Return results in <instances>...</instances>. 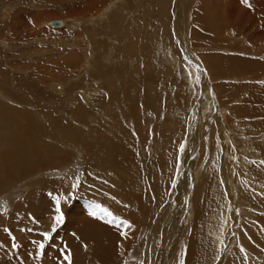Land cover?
Listing matches in <instances>:
<instances>
[{"label": "rangeland", "instance_id": "1", "mask_svg": "<svg viewBox=\"0 0 264 264\" xmlns=\"http://www.w3.org/2000/svg\"><path fill=\"white\" fill-rule=\"evenodd\" d=\"M229 1L0 0V264H43L47 247L50 264H58L61 243L49 227L59 229L65 201L84 214L108 206L115 173L121 197L114 206L130 195L146 205L118 264H155L165 228L177 230L181 220L182 241L168 264H187L196 234L206 242L200 263L264 264V0L233 1L245 14L227 24ZM58 21L66 26L51 25ZM196 126L200 138L190 141ZM119 162L134 167L123 172ZM225 190L234 198L218 209L215 195ZM44 200L53 210L40 220L34 208ZM31 227L44 241L29 242Z\"/></svg>", "mask_w": 264, "mask_h": 264}, {"label": "bare ground", "instance_id": "2", "mask_svg": "<svg viewBox=\"0 0 264 264\" xmlns=\"http://www.w3.org/2000/svg\"><path fill=\"white\" fill-rule=\"evenodd\" d=\"M232 2H230L231 4L233 3V1H235V0H231ZM240 2V1H239ZM257 2V1H256ZM238 3V2H237ZM236 3V4H237ZM258 3V2H257ZM210 4V3H209ZM230 4V5H231ZM241 4V3H240ZM243 4H248V2L246 1H244L243 2ZM234 4H232L231 5V17L229 18L228 16L229 15H227V18H228V20H227V24H229V22H232L233 20L235 21V20H240L241 21V18H242V16L244 17V14H245V10L242 8L243 6L242 5H239L241 8V10H243V13L244 14H242V16L241 15H239L238 14V12H237V10L235 9V8H233L232 6H233ZM239 6L237 5V7H238V11H239ZM246 8V10H247V7H245ZM250 8V7H249ZM258 8L260 9L259 11H261V13H263L264 14V2L263 3H258ZM256 6H255V8L254 9H252L253 10V12L251 13V15L249 14H247L246 13V21L247 22H249V21H251V19H252V17H253V13H255V12H257V9H258ZM210 9V8H209ZM240 10V11H241ZM249 11H250V9H249ZM259 13V12H258ZM258 15V14H257ZM232 18V20H230ZM264 18V17H263ZM201 19V18H200ZM221 19V18H220ZM254 19V18H253ZM222 20V19H221ZM217 21V20H216ZM264 21V20H263ZM212 22H214L213 20H212ZM239 22V21H238ZM254 22H255V20H254ZM62 23V28L64 27V26H66V24H65V22L64 21H62L61 22ZM235 23H237V22H235ZM234 23V24H235ZM210 24H211V22H210ZM242 24V23H241ZM245 24H247V23H245ZM264 24V23H263ZM74 25V24H73ZM206 25H207V23H206ZM217 25V24H216ZM236 25V24H235ZM239 25V24H238ZM213 26V25H212ZM234 26V25H233ZM217 27V26H216ZM235 27V26H234ZM240 27V26H239ZM232 28V27H231ZM264 29V28H263ZM247 30V29H246ZM217 31V30H216ZM249 31V30H248ZM196 33H197V31H196ZM199 33V32H198ZM262 38V37H261ZM255 40H256V38H255ZM260 41V40H259ZM215 43V42H214ZM217 43V42H216ZM117 64V63H116ZM113 71V70H112ZM217 72H219V71H217ZM151 75H152V77L151 78H153V74L151 73ZM113 77H114V75H113ZM149 77H150V75H149ZM115 78V77H114ZM127 79V78H126ZM122 81V80H121ZM128 81L129 80H127V81H125V82H123V83H128ZM148 81H150V80H148ZM147 81V82H148ZM153 81H154V79H153ZM155 82V81H154ZM121 83V82H120ZM105 84V83H104ZM154 84V83H153ZM130 88V87H129ZM104 90H105V88H104ZM78 95V94H77ZM183 95L184 94H181L180 92H178V96H176V97H178L179 99V101H180V99H183ZM130 96V95H129ZM123 99V98H122ZM127 100H130V99H127V97H126V101H122V105H123V107L126 109L127 107H128V104H129V102L127 101ZM71 101V100H70ZM136 101V100H135ZM152 101H153V99H152ZM178 101V102H179ZM132 102H133V100H132ZM144 102H145V100H144ZM177 102V103H178ZM134 103V102H133ZM136 103V102H135ZM139 104V103H138ZM184 104V103H183ZM120 105V104H119ZM144 105V104H143ZM142 105V106H143ZM172 105V104H171ZM177 105H179V104H177ZM175 106V105H174ZM112 107H114V106H112ZM117 109L119 108V107H117V106H115ZM147 107H148V105H147ZM61 108V107H60ZM115 108V109H116ZM131 107H129V109H130ZM143 108V107H142ZM108 109H109V107H108ZM114 109V108H113ZM119 109H121V108H119ZM118 109V110H119ZM128 109V110H129ZM133 109V108H132ZM132 109H130L131 111H132ZM149 109H150V107H149ZM127 110V111H128ZM251 111H252V109H250ZM113 111H115V110H113ZM131 111H128V112H131ZM136 111V110H135ZM140 111V110H139ZM254 111V110H253ZM118 113H119V111H117ZM127 112V113H128ZM256 112V111H255ZM113 113V112H112ZM111 113V114H112ZM118 113H116V114H118ZM122 112H120L119 114H121ZM254 113V112H253ZM252 113V114H253ZM136 114V113H135ZM255 115H253V116H255L254 118L256 119V115H258L257 114V112L256 113H254ZM261 116H263L264 115V112H263V115L262 114H260ZM118 116V115H117ZM117 116H115V117H117ZM130 116V115H129ZM30 117V116H29ZM115 117H114V119H115ZM134 117V116H133ZM132 117V118H133ZM38 118H36V120H37ZM131 119V118H130ZM258 119V118H257ZM256 119V120H257ZM116 120V119H115ZM132 120V119H131ZM130 120V122H131V124L132 125H134L132 122L134 121H131ZM141 120V119H140ZM139 120V121H140ZM35 120H33V122H34ZM112 121H114V120H112ZM126 121V120H125ZM115 122V121H114ZM129 122V123H130ZM257 122V121H256ZM36 123V121L34 122V124ZM260 123V122H259ZM136 124V123H135ZM38 125V124H37ZM118 127H121V125L119 126V124H116ZM133 128V127H132ZM110 131H111V129H110ZM193 131H194V133H193V137L192 136H190V138H189V140L190 141H193V139H199L200 138V133H201V130H200V127L199 126H196L195 127V129H193ZM116 132H117V130H116ZM110 133V132H109ZM117 133H120V132H117ZM117 136H118V134H116ZM81 136V135H80ZM83 136V135H82ZM85 136V135H84ZM121 136V135H120ZM134 136V135H133ZM92 137V136H91ZM108 137V136H107ZM13 138V137H12ZM83 138V137H82ZM86 138V137H85ZM105 138H106V136H105ZM105 138H104V140H105ZM113 138V140H115V138L114 137H112ZM132 138V137H131ZM92 139V138H91ZM111 139V138H110ZM133 139V138H132ZM10 140V139H9ZM77 140V139H76ZM90 140V139H89ZM93 140V139H92ZM112 140V139H111ZM15 141V140H14ZM107 141H110L108 138H107ZM106 141V142H107ZM129 141H131V140H129ZM137 141H139V140H137ZM220 141V140H219ZM92 142V141H91ZM114 142V141H113ZM115 143V142H114ZM129 143V142H128ZM127 143V144H128ZM80 144V143H79ZM84 144H86V143H84ZM87 144H88V142H87ZM86 144V145H87ZM99 144V143H98ZM119 144V143H118ZM117 144V145H118ZM121 144V143H120ZM119 144V145H120ZM125 144H126V141H125ZM92 145H95L94 144V142H93V144ZM115 145V144H114ZM132 145H133V143H132ZM190 145H192V144H190ZM196 145V144H195ZM10 146V145H9ZM85 146V145H84ZM83 146V147H84ZM91 145H89V147H90ZM99 146V145H98ZM121 146V145H120ZM37 147V146H36ZM78 147H79V145H78ZM81 147V146H80ZM82 147V148H83ZM86 147H88V146H86ZM92 147V146H91ZM117 147V146H116ZM93 148H94V146H93ZM119 148V147H118ZM122 148V147H121ZM120 148V149H121ZM76 149H78V148H76ZM110 149H112V148H110ZM120 149H119V151H120ZM125 149V148H124ZM133 149V148H132ZM32 150V149H31ZM62 150V149H61ZM81 150V149H80ZM83 150H84V148H83ZM89 150V149H88ZM118 151V150H117ZM133 151H135L134 149H133ZM132 151V152H133ZM35 152V151H34ZM91 152V151H90ZM125 152H127V151H125ZM131 152V151H130ZM33 153V152H32ZM106 153V152H105ZM123 153V152H122ZM121 153V154H122ZM112 154V153H111ZM111 154H109V155H111ZM127 154H129V153H127ZM133 154V153H132ZM29 155V154H28ZM32 155V154H31ZM37 155V154H36ZM93 155V154H92ZM119 155V154H118ZM126 155V154H125ZM24 156V155H23ZM192 157L191 156V154H188V156L185 158V164L188 166V168L189 169H186V170H188V172H190V170H192V168L187 164V163H191V162H194V160H192V159H190V157ZM5 157V156H4ZM32 157V156H31ZM36 157V156H35ZM95 157V156H94ZM123 157V156H122ZM131 157V156H130ZM136 157V156H135ZM6 158V157H5ZM133 158H134V156H133ZM34 159V158H33ZM118 159V158H117ZM136 159V158H135ZM1 160V159H0ZM124 161V160H123ZM126 161V160H125ZM124 161V162H125ZM133 161H134V159H133ZM111 163V162H110ZM139 164V163H138ZM194 164V163H193ZM92 165V164H91ZM144 165V164H143ZM8 167H9V165H8ZM133 164H131V163H129V162H126V163H124V165L123 164H121V162H119V168H123L121 171H123V172H126V171H128V170H131V169H133ZM140 168H142V167H140ZM158 168V167H157ZM162 168V167H161ZM168 168V167H167ZM148 169V168H147ZM142 170H144V169H142ZM146 170V169H145ZM153 170V169H152ZM208 170V169H207ZM227 170V168H226V166H223V169H222V171H226ZM113 171V170H112ZM134 171V170H133ZM140 171H141V169H140ZM10 172H12V171H10ZM122 172V173H123ZM251 172V171H250ZM146 173H147V171H146ZM153 173V172H152ZM191 173V172H190ZM148 174V173H147ZM211 174V173H210ZM137 175V174H136ZM141 175H143V172H142V174ZM145 175V174H144ZM161 175H162V173H161ZM189 175V174H188ZM252 175V174H251ZM123 176V175H122ZM125 176H127V173H126V175ZM147 176V175H146ZM118 176H117V173H115L114 174V176L112 177V183H111V186H109V190H105V191H107V192H109L110 194H107V192H106V194L105 195H107V196H105L107 199H109L110 201H108V206H105V207H102L101 205H99V209L98 208H96V207H94L93 205H91V207L88 209V211H89V213L88 212H86V214H84V212H83V210L81 209V206L80 205H76V204H73V203H70L72 200H66L65 201V210H66V213H65V215L63 216V218L61 217V219H60V221H61V223H60V221H58L57 222V224L58 225H60L59 226V229L57 228V230H56V228L54 229L52 226L51 227H49V228H51V231L50 232H52L51 233V235H53L54 236V239H55V244L56 245H58L59 243H61V248L60 249H58V253H57V258L55 257V259H57V262H58V264H60V263H64V264H69V262H68V260H65V259H63L66 255L67 256H69L70 257V261H71V264H85V262H86V264H118V262L120 261V258H121V256H122V254H121V252L124 250V249H127L126 247L127 246H130L131 245V241H130V236H131V238H132V236H133V234L134 233H136L137 231V228L139 227V225L140 224H143L144 223V221L146 220V219H144L145 218V216H143L142 215V213H143V210H144V208H143V206H146L145 204L143 205V203H144V201H143V199L142 198H138V197H136L135 195H130V198L127 196V199H128V203H125V204H123V202L122 203H120V205L123 207V209L121 208V206H119V208H118V206H114V204H115V202H116V200L117 199H115V197H116V195H118L117 197L119 198V197H121L120 196V194H118L117 192H119V189H120V181H119V179L117 178ZM121 177V176H120ZM132 177V176H131ZM148 177V176H147ZM214 177V176H213ZM123 178H124V176H123ZM128 178V177H127ZM126 178V179H127ZM215 178V177H214ZM227 178H228V176H227ZM125 179V180H126ZM136 179V178H135ZM134 179V177H133V180H135ZM137 179H138V176H137ZM141 179H143V178H141ZM213 179V178H212ZM217 179V178H216ZM161 180V179H160ZM210 180H211V178H210ZM209 180V181H210ZM122 181V180H121ZM131 181V180H130ZM138 181V180H137ZM229 181V180H228ZM250 181V180H249ZM116 182H118L119 184H117ZM132 182V181H131ZM222 182V180H220V183ZM125 183V182H124ZM123 183V184H124ZM209 183V182H208ZM213 183V182H212ZM131 184V183H130ZM210 184V183H209ZM208 184V185H209ZM112 185L114 186V190L112 189ZM117 185H118V187H117ZM138 185V184H137ZM213 185H215L217 188H218V186H220L218 183H216V184H213ZM59 187L60 186H63L64 188H65V185H58ZM142 186V185H141ZM211 186V185H210ZM215 186H213V189H214V187ZM36 187V186H35ZM67 187V186H66ZM168 187V186H167ZM148 188V187H147ZM157 188V187H156ZM229 188V187H228ZM258 188V187H257ZM68 189V188H67ZM185 189H186V187H185ZM207 189V188H206ZM212 189V190H213ZM122 190V189H121ZM141 190V189H140ZM156 190H158V188L156 189ZM162 190H164V188L162 189ZM197 190V189H196ZM205 190V189H204ZM215 190V189H214ZM220 190V189H219ZM228 190V189H227ZM126 191V190H125ZM217 191H218V189H217ZM122 192V191H121ZM124 192V191H123ZM131 192V191H130ZM213 192V191H212ZM227 191L225 190L224 191V194H223V192H221V196L220 197H218L217 195H215L217 198H216V201H215V206H217L218 207V209H220V208H222V210H223V208H224V206L225 207H227V203H226V200H225V198L228 200V204H229V206H230V202H231V200H232V198H234V197H229V196H227L228 195V193L229 192H227ZM117 193V194H116ZM133 193V192H132ZM149 193V192H148ZM232 193V192H231ZM230 193V194H231ZM65 194V193H64ZM185 191H184V188H182V187H180L179 188V196H178V202L179 201H182V205L184 206V203H185ZM207 194V193H206ZM209 194V193H208ZM213 194V193H212ZM215 194V193H214ZM219 194V193H218ZM83 195H86V194H81V197L83 196ZM140 196V195H139ZM226 196V197H225ZM32 197L33 198H35L34 196H31V198L30 199H32ZM104 197V196H103ZM123 197V196H122ZM163 197V196H162ZM52 198V197H51ZM152 198V197H151ZM251 198V197H250ZM121 199V198H120ZM122 199H124V198H122ZM204 200V199H203ZM212 200V199H211ZM244 200V199H243ZM50 201V200H49ZM100 201V200H99ZM45 202V203H44ZM44 202H42V203H36L35 204V210H37V212L34 214V215H36V216H39V218H37V219H40V220H44V219H47L49 216H50V213H52V210H53V202H52V206H51V208H50V206H49V204L47 203V201L46 200H44ZM118 202V201H117ZM137 202H139L140 203V205H136V203ZM154 202V201H153ZM152 202V203H153ZM187 202V201H186ZM213 202V201H212ZM253 202V201H252ZM69 203V204H68ZM105 203H106V200H105ZM179 203H181V202H179ZM205 203V202H204ZM254 203V202H253ZM31 204H32V201H31ZM31 204H30V208H31ZM107 204V203H106ZM234 204V203H233ZM262 204V203H261ZM38 205V206H37ZM73 205V206H72ZM116 205V204H115ZM181 205V206H182ZM208 205V204H207ZM212 205H214V203L213 204H211V206ZM37 206V207H36ZM104 206V205H103ZM214 206V207H215ZM231 206H232V204H231ZM241 206V205H240ZM248 206V205H247ZM213 207V206H212ZM244 207V206H243ZM256 207V206H255ZM62 208H63V206H62ZM62 208L60 209V210H62ZM74 208H77L78 210H79V212L77 213V214H75V212H74V214L72 213V211L71 210H74ZM232 208V207H231ZM166 209V208H165ZM169 210H171L170 208H168ZM225 209V208H224ZM227 209H228V207H227ZM227 209H226V211H227ZM87 210V209H86ZM85 210V211H86ZM169 210H167V211H169ZM232 210V209H231ZM27 211V210H26ZM171 212H172V210H171ZM203 212V211H202ZM62 213H63V211H62ZM106 213H110V215H107ZM159 213V212H158ZM164 213V212H163ZM210 213V212H209ZM219 213V212H218ZM223 213V212H222ZM224 213H225V210H224ZM223 213V214H224ZM232 213V212H231ZM160 214V213H159ZM162 214V213H161ZM166 214V213H165ZM182 214V213H181ZM197 214V213H196ZM233 214V213H232ZM60 215H61V213H60ZM205 215V214H204ZM208 215V214H207ZM211 215V214H210ZM214 217H217L218 215H216L215 213H214ZM146 216H147V214H146ZM161 216H163V214L161 215ZM220 216V215H219ZM227 216V215H226ZM228 216H229V214H228ZM233 216V215H232ZM12 217V216H11ZM44 217H46V218H44ZM44 218V219H43ZM109 218H112L113 219V222H111L110 223V220H109ZM181 218H182V216H180L179 215V218L178 219H180L181 220ZM218 218V217H217ZM220 218V217H219ZM223 218H224V215H223ZM261 218H263V217H261ZM28 219V218H27ZM167 219H168V217H167ZM166 219V220H167ZM197 219H199V218H197ZM225 219V218H224ZM228 219H229V217H228ZM6 220V219H5ZM11 220V219H10ZM14 220H16L15 219V216H13V219L11 220L12 222L14 221ZM121 220H122V222H121ZM161 220V219H160ZM203 220V219H202ZM201 220V221H202ZM205 220V219H204ZM221 220V219H220ZM1 221V220H0ZM118 221H120L121 223H119V229L116 227V224H117V222ZM136 221L138 222V223H136ZM177 221V220H176ZM183 220H181V222H178L177 221V224L175 225V227L177 228V230L175 229H172V228H168V227H166L165 228V231H164V233H165V235L163 236V241H164V244H163V246L161 247V249L159 250V252H158V254H157V260H156V263L155 264H168L169 262H171L172 260H173V257H175L176 255H177V252H178V250H179V244L181 243V238H182V233H183V222H182ZM228 221V220H227ZM160 222V221H159ZM204 222V221H203ZM223 222H225L226 223V221H223ZM263 222H264V219H263ZM197 223V222H196ZM228 223V222H227ZM22 224V223H21ZM39 224V223H38ZM157 224V223H156ZM175 224V223H174ZM46 225V224H45ZM51 225V224H50ZM49 225V226H50ZM162 225V224H161ZM164 225V224H163ZM37 226V225H36ZM199 226V225H198ZM202 226V225H201ZM205 226V225H204ZM40 227V226H39ZM43 227V226H42ZM56 227V226H55ZM58 227V226H57ZM164 227V226H163ZM194 227V226H193ZM197 227V226H196ZM200 227V226H199ZM38 228V227H37ZM185 228V227H184ZM204 228V227H203ZM228 228V227H227ZM42 228H39V230H41ZM156 229V228H155ZM224 229H226V228H224ZM224 229H223V232H224ZM231 229V228H230ZM29 230V229H28ZM158 230V229H157ZM160 230H161V228H160ZM163 230V229H162ZM162 230H161V232H162ZM32 231H34L33 230V227H31V231H30V235L28 234V236H30V240H29V242H31L33 239H37V238H39L40 240H43V236H45V233H44V235L43 236H40V235H31L32 234ZM123 231H125L127 234V236H126V240H124V237H122L121 236V232H122V234H123ZM136 231V232H135ZM228 231H230V230H228ZM258 231V230H257ZM55 232H57V233H55ZM193 232V231H192ZM200 232H201V230H200ZM199 232V233H200ZM54 233H55V235H54ZM159 233V232H158ZM157 233V234H158ZM194 233V232H193ZM202 233V232H201ZM26 234V233H25ZM184 234V233H183ZM192 234V233H191ZM200 235H204V234H200ZM222 235V234H221ZM22 236V235H21ZM24 236V235H23ZM25 236H27V234L25 235ZM190 236V235H189ZM223 236V235H222ZM255 236V235H254ZM162 237V236H161ZM201 237V236H200ZM27 238H29V237H27ZM26 238V239H27ZM157 238H158V236H157ZM191 238V237H190ZM199 235L197 236V234L196 235H193V237L190 239V248L188 249L189 251H190V253H189V255H188V253H187V255H188V260H187V264H206V260H205V262L204 263H200V261H198L199 259H197V256L198 255H200L201 254V252H202V249H201V247H205L206 245L204 244V245H202V243H206L205 241L203 242H201V241H199V239H201V238H199ZM45 239V238H44ZM227 239V238H226ZM252 239V238H251ZM255 239V238H254ZM28 240V239H27ZM244 240V239H243ZM25 241V240H24ZM44 241V240H43ZM223 241V240H222ZM9 242H7V244H8ZM39 243V242H38ZM44 243V242H43ZM134 243V242H133ZM159 243V242H158ZM215 243V242H214ZM220 243V242H219ZM29 244V243H28ZM31 245H32V243H30ZM30 244H29V246H30ZM50 244H51V242H50ZM105 244H106V246H105ZM223 244V243H222ZM53 245V244H52ZM28 245L27 246H24L23 248H24V252H28V247H29ZM211 246H213V245H211ZM31 247V246H30ZM29 247V248H30ZM50 247V246H49ZM54 247V246H53ZM89 248V247H91L92 248V250H93V253H92V256L90 257V256H87L86 255V252H85V249L84 248ZM153 247H154V244H153ZM22 248V247H21ZM32 248V247H31ZM31 248H30V250H31ZM214 248V247H213ZM39 249V248H38ZM57 249V248H56ZM21 250V249H20ZM34 250H35V247H34ZM33 250V251H34ZM47 250V251H46ZM55 250V249H54ZM41 251V250H40ZM23 252V250H22V253H24ZM35 252V251H34ZM63 252V253H62ZM18 254H20V253H18ZM35 254V253H34ZM149 254V253H148ZM51 255H53V249L51 248V249H48V247L47 248H45V253H44V257H45V259L43 260V264H50V262H51V260H52V256ZM55 255H56V253H55ZM63 255V256H62ZM86 255V256H85ZM49 256H51V258H49ZM237 256H238V254H237ZM29 257H30V255H29ZM152 258L154 257V255L152 254V256H151ZM242 257V256H241ZM27 258V257H26ZM49 258V259H48ZM150 258V257H149ZM155 258V257H154ZM243 258V257H242ZM242 258L239 260V261H241L242 260ZM28 259V258H27ZM186 259H187V257H186ZM18 262H19V260H17ZM55 261L56 260H54V264H56L55 263ZM186 261V260H185ZM67 262V263H66ZM236 262V261H235ZM242 263H243V261H241ZM23 263H25V262H23ZM22 263V264H23ZM152 263H154V262H152ZM232 263V262H231ZM241 263V264H242ZM19 264V263H18ZM53 264V263H52ZM244 264H246V263H244Z\"/></svg>", "mask_w": 264, "mask_h": 264}, {"label": "snow or ice", "instance_id": "3", "mask_svg": "<svg viewBox=\"0 0 264 264\" xmlns=\"http://www.w3.org/2000/svg\"><path fill=\"white\" fill-rule=\"evenodd\" d=\"M181 148H183V146H181ZM262 163H264V162H262ZM57 203L59 204V201H57ZM59 210V209H58ZM107 215H110V213H106ZM61 219V217H57V220L59 221ZM13 247H14V245H13ZM39 247L40 248H43L44 247V245L43 244H41V245H39ZM65 260H68V262H69V264H71V261H70V257L69 256H65Z\"/></svg>", "mask_w": 264, "mask_h": 264}, {"label": "water", "instance_id": "4", "mask_svg": "<svg viewBox=\"0 0 264 264\" xmlns=\"http://www.w3.org/2000/svg\"><path fill=\"white\" fill-rule=\"evenodd\" d=\"M51 25L52 26H55V27H60V26H62V23L60 21H58V22H52Z\"/></svg>", "mask_w": 264, "mask_h": 264}]
</instances>
